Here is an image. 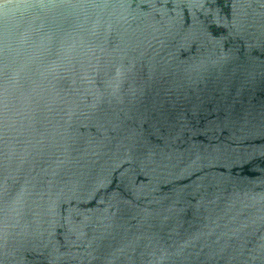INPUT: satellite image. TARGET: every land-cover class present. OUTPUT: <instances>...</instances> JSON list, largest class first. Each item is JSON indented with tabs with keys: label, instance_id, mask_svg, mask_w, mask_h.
Masks as SVG:
<instances>
[{
	"label": "water",
	"instance_id": "obj_1",
	"mask_svg": "<svg viewBox=\"0 0 264 264\" xmlns=\"http://www.w3.org/2000/svg\"><path fill=\"white\" fill-rule=\"evenodd\" d=\"M0 264H264V0H0Z\"/></svg>",
	"mask_w": 264,
	"mask_h": 264
}]
</instances>
